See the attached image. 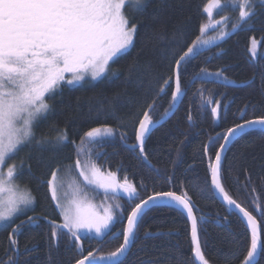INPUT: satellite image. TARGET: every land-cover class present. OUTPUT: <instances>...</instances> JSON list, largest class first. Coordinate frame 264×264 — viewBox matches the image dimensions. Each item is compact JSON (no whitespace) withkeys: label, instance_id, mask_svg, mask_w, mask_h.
<instances>
[{"label":"trees","instance_id":"trees-1","mask_svg":"<svg viewBox=\"0 0 264 264\" xmlns=\"http://www.w3.org/2000/svg\"><path fill=\"white\" fill-rule=\"evenodd\" d=\"M209 1L143 0L142 11H135L136 4L131 3L125 14L137 28L133 45L115 57L98 80L63 84L45 96L50 109L36 121L34 139L6 163L16 166V182L30 191L35 203L31 212L0 226V264H75L89 252L92 257L109 255L123 241L130 210L152 194L165 192L186 194L208 264L245 260L251 234L233 211L215 199L209 167L227 130L264 118V2L226 38L185 57L178 69L182 94L178 108L144 138L142 152L127 146L135 143L147 110L157 122L173 107L175 61L201 36ZM253 37L260 46L256 58L249 54ZM93 128H111L112 133L88 142L85 134ZM62 131L68 139L57 143ZM42 139L48 142H39ZM224 157L221 185L258 221L264 244V130L236 138ZM78 158L82 165L95 163L105 174L115 173L118 182L127 178L135 188L129 198L107 194L108 208L116 218L104 237H81L82 249L69 231L46 221L62 222L49 193L51 173L60 169L63 175L68 166L74 170ZM32 215L40 219L14 228ZM189 233L185 214L166 205L151 206L142 214L131 250L121 262L195 264ZM261 253L255 264H264V246Z\"/></svg>","mask_w":264,"mask_h":264},{"label":"snow or ice","instance_id":"snow-or-ice-1","mask_svg":"<svg viewBox=\"0 0 264 264\" xmlns=\"http://www.w3.org/2000/svg\"><path fill=\"white\" fill-rule=\"evenodd\" d=\"M135 3L134 10L142 11L143 0H135ZM131 7L133 5L126 0H0V193H10L6 202L0 198V222L13 219L22 210L21 206L27 208L34 202L30 191L18 190L14 185L16 166H8L6 176L4 166L22 145L34 139L36 121L50 109L45 96L63 84L74 85L84 81L88 73L92 80H97L108 72L110 61L114 62V57L125 53L133 45L137 28L135 24L129 23L125 14V9ZM220 7V0H210L209 5L205 6L204 11L208 14L210 23L212 9ZM239 8L242 22H246L254 14L250 0H244ZM206 27L201 26L202 34ZM196 46L194 42L179 60L175 61L177 68L185 57L193 53ZM65 74H70V78H66ZM180 92L177 76L173 101ZM212 111L214 115L217 112L215 108ZM151 124L152 120L145 112L144 119L139 122L136 136L141 151L144 135L149 131ZM254 125L264 128V118L237 124L235 128L229 129L228 136ZM111 133V128H93L85 136L88 142H93L102 134ZM67 139L66 131H62L57 135L56 142H64ZM39 142L48 141L42 139ZM84 143L85 140L82 139L81 145ZM220 160V153H217L215 166L211 169L212 182L223 194L224 200L246 218L252 238L243 264H253L258 245L264 246L259 239L258 224L253 215L232 199L222 187L219 181ZM75 169L79 170V175L86 184L95 185L105 192L122 189L129 194L135 193V188L127 182V178L123 184L118 183L115 173L105 174L95 163L86 162L82 165L78 158L75 161ZM72 171L73 167L68 166L64 169V174L60 175V169H57L51 173V179L48 181L52 199L61 209L64 219L63 224L58 227L68 229L77 240L80 239L78 233L81 229L101 235L113 221L112 211L105 208L101 215L77 196L66 200L67 194L62 193L64 176L71 175ZM73 182L75 183V180ZM76 191L78 193L80 189L77 188ZM157 195L168 197L187 210L192 221L191 235L195 257L201 264H208L201 252L197 220L189 200L185 198L186 194L185 197L173 192ZM149 199L154 201L156 197ZM147 203L148 201H144L143 204H136L127 216L123 244L110 253V258H118L125 252L130 238L134 236L142 209ZM29 219L31 220V217ZM15 232L16 229H13V235ZM52 235H57L55 229ZM10 242L11 245L16 244V240L11 237ZM92 256L89 252L88 256L80 259L77 264H85V261L92 264L89 259Z\"/></svg>","mask_w":264,"mask_h":264},{"label":"rangeland","instance_id":"rangeland-1","mask_svg":"<svg viewBox=\"0 0 264 264\" xmlns=\"http://www.w3.org/2000/svg\"><path fill=\"white\" fill-rule=\"evenodd\" d=\"M126 2L127 3L136 4L135 0H126ZM243 2H244V0H227V1L220 0L221 7L212 9L213 16L211 18V23L209 22V17H208V23H207V25H205V26H207L206 27V31L203 34H201V36L199 37V40L196 42L197 46L193 50V53H191V54H194L195 52H198L201 49H205V48L209 47L210 45H213L215 43L220 42V40L226 38V36L230 35L233 31H235L239 27L241 22H242L241 19H240V8H239V5L241 3H243ZM263 2H264V0H250V5L252 6V11H253V9L255 8L256 5L262 4ZM209 3H210V1L207 2V5H209ZM205 14H206V16H208L207 13H205ZM234 25H235V27H233ZM204 41H206V43ZM249 47H250L249 48V54H250L251 58H256L257 56L260 55L259 40L257 38L253 37L251 39ZM65 76H66V78H70V74H65ZM85 80H90V81L92 80L90 73L86 74ZM84 81H81L80 83H82ZM93 81H95V80H93ZM80 83H77V84H74V85H80ZM102 135H104V134H102ZM105 135H108V134H105ZM11 165L12 164H10L8 166H11ZM8 166L7 165L4 166V174H5V176L7 174V167ZM16 174H17V172H16ZM59 174L62 175L61 173H59ZM76 174H78L79 181L75 180V183L73 182V185H72L73 187L69 186L70 180L74 181L73 176L72 175L64 176V186H63V189H62V193H66L67 194L66 195V200L72 199L73 196H77L79 199L86 200L87 196H83V194L86 191H89L93 195H99V194L101 195V192H102L103 189L98 188L95 185L86 184V182L83 180V177H81L79 175V172H77ZM13 183L17 187L18 190L25 189V188L21 187L16 182V177H15ZM48 187H49V185H48ZM77 188L80 189V191L78 193L76 191ZM115 193L123 195V196L134 195V193L133 194H129L128 192H125L122 189H117L115 191ZM18 194H19V191H18ZM9 195H10V193L6 191L4 193H0V198H2L6 202L8 197H9ZM50 197H52L51 191H50ZM52 202L54 203L55 207L58 208L56 206V201H54L52 199ZM33 205H34V202L31 205H29L27 208H24L23 206H21L22 210L19 213H17L15 217L20 216L21 214L27 213L28 211L32 210V206ZM58 211H59V213L61 215L62 224H63L64 219H63V215L61 213V209L58 208ZM97 212L100 213V211H98V210H97ZM100 214L102 215V213H100ZM13 219H11V220H13ZM11 220L5 221V222H0V226L9 224L11 222ZM106 230H104L103 233H105ZM83 232H84V229H81L80 232L78 233V235L82 236ZM93 234L97 235L95 232Z\"/></svg>","mask_w":264,"mask_h":264},{"label":"water","instance_id":"water-1","mask_svg":"<svg viewBox=\"0 0 264 264\" xmlns=\"http://www.w3.org/2000/svg\"><path fill=\"white\" fill-rule=\"evenodd\" d=\"M190 55V54H189ZM179 60V59H178ZM182 61L180 62V65H181ZM178 69L177 66H175L174 68V79H173V83H174V91L173 93H175V90H176V81H177V76L179 78V72H178ZM182 99V94H178L177 96V99L173 102V107L169 110V112L161 119H159L157 122H152V124L149 126V131L145 133L144 135V138L146 136H148V134H150L153 130H155L156 128L159 127V125H161L162 123L166 122L167 120H169V118L171 117V115L175 112V110L178 108L179 106V102L181 101ZM149 112V110H147V113ZM143 118L141 120L144 119V115L142 116ZM258 118L254 119V120H257ZM249 121V120H248ZM246 123V121H245ZM245 123H242V124H245ZM236 127V126H235ZM233 127V128H235ZM257 128H262L260 125H254V126H249V127H245L244 130L241 132V131H237L236 134L232 135V136H228V131L225 133V137L220 145V147L218 148V150L216 151L215 155H214V160L212 162V165H211V169L213 166H215V163H216V154L217 153H220V156H221V160H220V166H221V163L222 161L224 160V156H225V153L227 152V150L229 149L230 145L235 141L236 138H238L239 136L245 134L247 131H251V130H257ZM232 129V128H231ZM139 131V124L137 126V131H136V136H137V133ZM136 139V137H135ZM223 146V148H222ZM131 149H141V145H140V142L136 139V143L132 146H130ZM141 151V150H140ZM221 170V168H220ZM220 170H219V177H220ZM209 179H210V188L214 194V197L215 199H217V201H219L227 210H231L233 211L240 219L241 221H243L248 229V231L251 233V229L250 227L248 226V223H247V220L246 218L243 216L242 213L239 212L238 209H236L234 206H230L227 201L224 200L223 198V194L220 193V191L215 187V185L213 184L212 182V173H211V170H210V175H209ZM220 181V179H219ZM177 195V194H176ZM150 197H156V199L153 201V200H150L149 198ZM149 198L145 199L144 201H148V203L146 205H144L143 209H142V212H145L147 209L151 208V206H154V205H159L160 203L159 202H162V200H171L170 198L168 197H163V196H158L157 194L155 195H151ZM142 201L140 204H143ZM173 201V200H171ZM181 206V205H180ZM180 210V209H179ZM181 212L183 214H185L186 218H187V221H188V224L190 225V238H191V245L193 246V249H194V245H193V242H192V235H191V229H192V221L191 219L188 217V214H187V210L184 209L182 206H181ZM131 214V212H130ZM129 214V215H130ZM141 214H140V217H141ZM194 215V214H193ZM34 217L32 216L31 220L28 218L26 219L25 222H29V221H32ZM22 224V223H21ZM20 224V225H21ZM258 224V222H257ZM127 227V221H126V224H125V229ZM61 230H64V228H60ZM260 228H259V224H258V235H259V239H260ZM251 238H252V233H251ZM131 239L132 237L130 238V243L128 244L125 252L120 255L118 258H111L110 260H99L97 261L96 259H91L92 260V264H117L119 262H121V259L123 257L126 256V254L129 252V250L131 249ZM80 242V241H79ZM123 244V243H122ZM262 246L261 245H258V251L256 253V255L254 256V259H253V264H255L260 256V250H261ZM192 256H193V260H194V263L195 264H201V262L195 257V254H194V251H192ZM90 259V258H89ZM79 261V260H78ZM77 261V262H78ZM77 264V263H76ZM85 264H88L87 261H85Z\"/></svg>","mask_w":264,"mask_h":264},{"label":"bare ground","instance_id":"bare-ground-1","mask_svg":"<svg viewBox=\"0 0 264 264\" xmlns=\"http://www.w3.org/2000/svg\"><path fill=\"white\" fill-rule=\"evenodd\" d=\"M160 204H166V205H169V206H174V207H176V208H178V209H180L181 210V206L180 205H178L175 201H171V200H162V202H159ZM258 222V221H257ZM259 224V223H258ZM259 228H260V226H259ZM249 232V231H248ZM251 234V233H250ZM262 249V248H261ZM260 252H261V250H260ZM261 254V253H260ZM260 257V256H259ZM110 257H105V258H103V259H109Z\"/></svg>","mask_w":264,"mask_h":264},{"label":"flooded vegetation","instance_id":"flooded-vegetation-1","mask_svg":"<svg viewBox=\"0 0 264 264\" xmlns=\"http://www.w3.org/2000/svg\"><path fill=\"white\" fill-rule=\"evenodd\" d=\"M121 182H123V181H121ZM120 181H119V183H121ZM53 223H51L53 226L55 225V224H59L60 222L59 221H56V220H54V221H52ZM262 249H263V246H262ZM262 249H261V252H262ZM260 252V253H261ZM262 254V253H261ZM260 254V255H261Z\"/></svg>","mask_w":264,"mask_h":264}]
</instances>
